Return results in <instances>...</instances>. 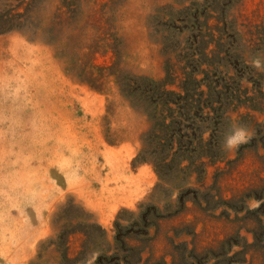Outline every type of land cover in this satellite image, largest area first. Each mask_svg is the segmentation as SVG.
Segmentation results:
<instances>
[{"label": "rangeland", "instance_id": "374dc122", "mask_svg": "<svg viewBox=\"0 0 264 264\" xmlns=\"http://www.w3.org/2000/svg\"><path fill=\"white\" fill-rule=\"evenodd\" d=\"M120 212L139 264H264V0H0V264H113Z\"/></svg>", "mask_w": 264, "mask_h": 264}, {"label": "trees", "instance_id": "16d2710c", "mask_svg": "<svg viewBox=\"0 0 264 264\" xmlns=\"http://www.w3.org/2000/svg\"><path fill=\"white\" fill-rule=\"evenodd\" d=\"M127 87L130 88V92H125L128 95H131L132 92L131 91H142L141 93V99L143 101H145L146 103L149 104V106L151 107L149 111H152V115L150 114V117L152 120L155 119V124L153 128H161V126H164V124H166V119L167 116H164L163 113L165 111V109L168 108V110L173 113L175 110L174 108H172V103L173 104H177V101H174L173 99L166 97L167 94L166 92L163 90V94L166 96H162V93H159V89L158 87L154 86V93L150 94L147 93V91H151L152 89H148L147 87L142 88L141 89V85L140 84H136L135 87H133L131 84H128ZM125 91V89H124ZM173 92V94H176V92ZM150 94V95H149ZM162 96V97H161ZM127 97H132V96H127ZM133 99V97H132ZM171 104V105H170ZM194 107L197 108V111H201L203 112L205 107L201 106V104L199 103L198 105H191V107H189L188 111L190 112ZM151 113V112H150ZM163 128H167V127H163ZM158 137V136H157ZM183 137V136H181ZM161 139L164 140V144L166 145L167 142V147H169L171 154H173L174 156H176L178 153H181V151L184 148V144H179L178 147H176V142L175 140L177 138H175V132L173 133H169V131H167L166 129L164 130V136H160ZM181 142V139H179V143ZM158 144H160V142H158ZM163 145V144H161ZM173 151V152H172ZM143 150L140 154H138V157H136V159L134 160V162H145L147 161L146 158H142L144 157L143 155ZM139 160V161H138ZM161 161H165V158L163 157L161 159ZM154 163V167L155 170L157 171L159 177L161 179L163 178V174H162V167L163 165L160 164L159 162V158H155L153 160ZM143 206V205H141ZM122 213L120 212L117 216V219L115 221V231H116V235H114V240H115V247L116 249H120V251L122 252V254L120 255L119 252H115L112 255H109V259H106L108 263H113V264H139L142 260V253L144 251V245L142 244H136L133 245L130 241L126 240V237L123 236L121 234V230L123 228V225L121 224V219L122 217ZM59 221V220H58ZM138 226L140 227V229L144 228L145 225L150 226V224L148 223V221L144 218L141 221L137 222ZM148 223V224H147ZM79 225L83 226L86 230H84V235L86 236V240L83 243V246H87L89 241V237H90V233H88L89 229H91L94 226H97L99 229H101V239H103L104 241H107V231L105 228H103L100 224L98 223H79ZM68 225L64 224L63 226H61V230L60 232L57 234V238L58 240L55 243H49L45 249H47L50 245H54L55 248L58 251H61V260L65 263V262H75L78 260V258L76 259H71L69 257V252L71 249L70 246V237L72 235V233H74V231H70L68 229ZM113 248L110 247L108 248V250H112ZM133 252H136L135 254H133ZM41 257V253L38 255V258ZM137 257V258H136ZM100 262H105L104 259H100V257H98Z\"/></svg>", "mask_w": 264, "mask_h": 264}, {"label": "clouds", "instance_id": "9594fccd", "mask_svg": "<svg viewBox=\"0 0 264 264\" xmlns=\"http://www.w3.org/2000/svg\"><path fill=\"white\" fill-rule=\"evenodd\" d=\"M243 138H244V131L242 129L236 131L233 136L229 137L227 141V147L231 148L236 146L239 142H242Z\"/></svg>", "mask_w": 264, "mask_h": 264}]
</instances>
